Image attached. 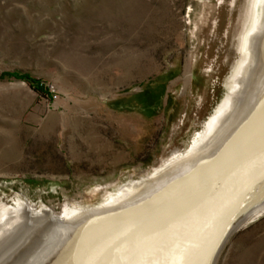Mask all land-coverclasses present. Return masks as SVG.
<instances>
[{
	"label": "rangeland",
	"instance_id": "rangeland-1",
	"mask_svg": "<svg viewBox=\"0 0 264 264\" xmlns=\"http://www.w3.org/2000/svg\"><path fill=\"white\" fill-rule=\"evenodd\" d=\"M260 5L0 0V210L99 207L186 151L255 43ZM9 72L42 80L50 94ZM42 214H20L0 264H22L44 234ZM216 264H264V211Z\"/></svg>",
	"mask_w": 264,
	"mask_h": 264
},
{
	"label": "water",
	"instance_id": "water-1",
	"mask_svg": "<svg viewBox=\"0 0 264 264\" xmlns=\"http://www.w3.org/2000/svg\"><path fill=\"white\" fill-rule=\"evenodd\" d=\"M260 120L224 157L175 172L124 208L104 204L66 221L44 212L46 231L22 264H216L235 229L264 202Z\"/></svg>",
	"mask_w": 264,
	"mask_h": 264
},
{
	"label": "bare ground",
	"instance_id": "bare-ground-1",
	"mask_svg": "<svg viewBox=\"0 0 264 264\" xmlns=\"http://www.w3.org/2000/svg\"><path fill=\"white\" fill-rule=\"evenodd\" d=\"M258 1L261 4V13L259 12V18L255 19V24L249 33V39L253 38L255 43L253 42V45L247 48L241 63L239 62L238 68L236 67V72L231 78L229 77L231 79L229 90L205 122L203 129L197 132L186 151H174L168 161L158 167L150 176L139 182L122 186L115 195H108L110 199L104 207L107 209L124 208L123 206L126 203L135 200L137 196L153 186L162 185L166 180L173 178L175 172L186 168L196 169V166L206 167L216 157H224V152L230 145L239 143L241 133H248L252 130L251 128H257V122L260 120L257 118L264 115V0ZM261 62L263 65H261ZM262 68L263 70H261ZM255 74H258V76L256 75L253 79ZM252 96L255 100H252ZM256 120L257 122H255ZM258 126L263 127L264 120H260ZM263 211L264 202L254 208L239 228L246 224L250 218ZM83 212L84 210L79 208L65 206L55 216L59 220L66 221L82 217ZM22 213H28L29 216L35 217L43 212H34L23 202H19L16 207L1 208L0 242L5 235L8 236L13 231L18 222L20 224L19 219ZM238 229H235L234 232Z\"/></svg>",
	"mask_w": 264,
	"mask_h": 264
},
{
	"label": "trees",
	"instance_id": "trees-1",
	"mask_svg": "<svg viewBox=\"0 0 264 264\" xmlns=\"http://www.w3.org/2000/svg\"><path fill=\"white\" fill-rule=\"evenodd\" d=\"M6 74L11 75V76H15V77L25 78L31 83L32 87L34 89H36L37 91H40V92L46 93V94H50V88L48 86H46L42 80L35 79L34 77H31L28 74H22L19 72H9Z\"/></svg>",
	"mask_w": 264,
	"mask_h": 264
}]
</instances>
